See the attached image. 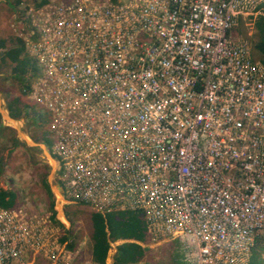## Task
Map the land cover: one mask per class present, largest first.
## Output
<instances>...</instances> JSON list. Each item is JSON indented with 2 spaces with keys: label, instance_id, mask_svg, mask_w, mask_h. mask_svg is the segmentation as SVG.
Returning a JSON list of instances; mask_svg holds the SVG:
<instances>
[{
  "label": "built area",
  "instance_id": "2783aa9c",
  "mask_svg": "<svg viewBox=\"0 0 264 264\" xmlns=\"http://www.w3.org/2000/svg\"><path fill=\"white\" fill-rule=\"evenodd\" d=\"M30 1L22 92L66 199L141 211L138 243L175 240L181 264H247L264 235V64L237 28L255 31L264 0ZM59 224L0 207V264H98L44 233ZM111 251L104 264H144Z\"/></svg>",
  "mask_w": 264,
  "mask_h": 264
},
{
  "label": "rangeland",
  "instance_id": "374dc122",
  "mask_svg": "<svg viewBox=\"0 0 264 264\" xmlns=\"http://www.w3.org/2000/svg\"><path fill=\"white\" fill-rule=\"evenodd\" d=\"M25 2L32 3L33 1L0 0V38L9 40L16 36L22 27L19 7H22ZM243 27L241 25L237 28V35L248 37L250 40L256 39L255 31L247 32ZM11 67L12 64L0 59V114L3 126L0 134V157L5 162L0 186L15 192L16 202L13 207L22 208L27 216L36 215L43 219L50 216L53 223H60L57 230L46 227L44 233L55 234L61 239L65 238L67 244L73 242L72 249L79 251V257L87 258L88 255H91L90 214L94 212L95 208H91L82 201L68 200L61 191V186L57 182V163L52 159L49 150L51 139L47 129L48 120L47 118L39 119L34 115L32 109H29L30 106L26 103L21 86V84L27 85L28 82H24L26 77L18 83L10 75ZM33 76L34 74L31 73L27 79H32ZM11 99L17 100L23 106L20 113L21 118L19 116L18 118L10 117L8 102ZM7 120H11V122ZM15 140L17 144H14ZM43 181L47 182L51 190V198L45 192ZM50 200L53 201V209L49 208ZM168 242L173 244L172 240L148 247L149 252L143 258V263L174 264L167 254ZM116 245L110 247L112 249L111 258ZM175 250L181 261L178 243L175 245Z\"/></svg>",
  "mask_w": 264,
  "mask_h": 264
},
{
  "label": "trees",
  "instance_id": "16d2710c",
  "mask_svg": "<svg viewBox=\"0 0 264 264\" xmlns=\"http://www.w3.org/2000/svg\"><path fill=\"white\" fill-rule=\"evenodd\" d=\"M46 0H41L40 3ZM12 5V4H11ZM255 36L253 40L252 50L255 58L264 64V18L259 17L255 23ZM0 59L4 62L12 64L11 77L16 81L22 82L26 73L32 68V64L24 54L23 44L20 39H2L0 38ZM25 82V79H24ZM23 87L24 84H21ZM23 106L15 99L8 102L9 115L12 118H18L22 112ZM3 129L1 125L0 114V134ZM44 143V142H43ZM17 141L15 140V143ZM48 146L47 143H44ZM15 146V145H14ZM12 148L10 149V152ZM5 162L0 157V178L3 172ZM45 192L51 198V190L47 182L43 181ZM16 202V194L12 190L4 189L0 186V207L12 208ZM49 208L53 209V201L50 200ZM110 213L91 212V255L88 257L98 264H104L111 242L118 239H125L115 246L112 258L114 262L128 263L143 260L149 252L147 246H142L137 241L147 242L146 227L141 211L123 210ZM65 238L62 239L64 241ZM177 241L173 240V244L168 242L167 254L174 264H181L179 254L175 250ZM74 243L67 244V247L73 248ZM165 252V249H163ZM264 235H257L253 248L249 256L247 264H264Z\"/></svg>",
  "mask_w": 264,
  "mask_h": 264
},
{
  "label": "clouds",
  "instance_id": "9594fccd",
  "mask_svg": "<svg viewBox=\"0 0 264 264\" xmlns=\"http://www.w3.org/2000/svg\"><path fill=\"white\" fill-rule=\"evenodd\" d=\"M122 241H125V239H118V240L113 241V242H115L114 245H116V244H118V243H120V242H122ZM137 242H140V241H137ZM109 250H110V249H109Z\"/></svg>",
  "mask_w": 264,
  "mask_h": 264
},
{
  "label": "crops",
  "instance_id": "0c3cea01",
  "mask_svg": "<svg viewBox=\"0 0 264 264\" xmlns=\"http://www.w3.org/2000/svg\"><path fill=\"white\" fill-rule=\"evenodd\" d=\"M24 116H25V115H24ZM24 116H23V117H24ZM19 117L21 118V115H19ZM20 118H19V119H20ZM7 121H10V122H11V120H7Z\"/></svg>",
  "mask_w": 264,
  "mask_h": 264
}]
</instances>
